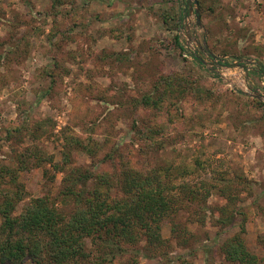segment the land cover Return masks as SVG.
I'll list each match as a JSON object with an SVG mask.
<instances>
[{"label":"rangeland","instance_id":"rangeland-1","mask_svg":"<svg viewBox=\"0 0 264 264\" xmlns=\"http://www.w3.org/2000/svg\"><path fill=\"white\" fill-rule=\"evenodd\" d=\"M196 1L201 25L193 0H62L54 8L52 0H0V161L15 169L17 153L36 146L62 164L58 171L43 161L18 173L27 197L17 214L39 196L67 210L73 200L61 190L72 167L110 173L120 158L144 171L170 166L175 174L184 166L190 172L177 186L214 184L205 199L172 191L178 201L161 225L159 247L140 231L112 255L95 237L87 241L88 264H178V257L232 264L221 247L238 234L264 264V0ZM171 75L203 89L199 99L191 91L174 98L173 123L174 108L135 104ZM134 120L152 127L161 146L142 155L138 144L128 145ZM27 122L30 129L42 122L39 137L20 145L14 130ZM114 147L113 160L95 166Z\"/></svg>","mask_w":264,"mask_h":264},{"label":"trees","instance_id":"trees-1","mask_svg":"<svg viewBox=\"0 0 264 264\" xmlns=\"http://www.w3.org/2000/svg\"><path fill=\"white\" fill-rule=\"evenodd\" d=\"M61 2L52 0V8ZM174 43L182 48L177 36ZM163 82V89L154 87L152 95L144 94L140 100H135V104L142 110L160 111L164 106L174 108V111L168 113V120L173 123L179 119L180 107L176 99L190 91L193 98L199 99L203 89L199 85L194 87L183 76L171 75ZM166 101L168 104H165ZM184 115V112L180 113L181 122H186ZM135 122L132 125L135 137L130 139L128 145L138 144V151L142 155L161 146L162 137L156 135L152 127L142 122L143 127L137 128ZM28 126L27 122L14 130L20 145L24 144L25 139L34 141L39 137L42 122L31 129ZM66 143L74 144L75 147L82 146L79 138H70ZM32 147L27 146L17 153L18 166L15 169L0 161V264H22L26 259L45 261L48 258L53 264H68L70 260L88 264L87 241L100 238L102 245L111 249L108 253L114 255L112 250L121 252L122 245L138 238L140 231L148 245L159 247L164 242L161 225L173 219L178 201L172 191L184 192L183 195L189 199L202 193L205 199L214 186H177V177L190 172L184 166L175 170V174L171 172L170 166L151 165L144 171L120 158L119 170L110 173L72 167L63 179L69 182L61 190L64 200H73L67 210L55 199L39 196L30 198L17 214L18 203L27 197L24 185L18 181V173L31 167H40L43 161H49L58 171L62 169V164L54 163L52 156L42 154L36 146ZM115 151L120 152V148L114 147L95 166L111 162ZM63 160L67 163L70 157L64 155ZM44 174H47V170ZM88 180L92 181L91 187L87 185ZM111 189H115L114 196L109 193ZM221 249L228 263L259 262L258 256L248 250L239 234L226 240ZM177 261L178 264H192L183 257H178Z\"/></svg>","mask_w":264,"mask_h":264},{"label":"water","instance_id":"water-1","mask_svg":"<svg viewBox=\"0 0 264 264\" xmlns=\"http://www.w3.org/2000/svg\"><path fill=\"white\" fill-rule=\"evenodd\" d=\"M193 2H194V6H195V13H196L197 24H198V25H201V23H200V17H199V15H198L197 1H196V0H193ZM189 8H190V10H192V5H190ZM201 48H202V47H201ZM255 97H256V98H262V96H260V95H256Z\"/></svg>","mask_w":264,"mask_h":264}]
</instances>
